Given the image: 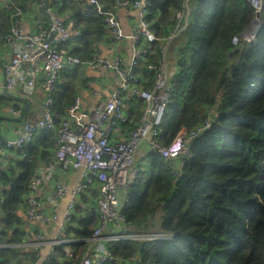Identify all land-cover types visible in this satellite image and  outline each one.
Returning <instances> with one entry per match:
<instances>
[{
  "label": "trees",
  "instance_id": "16d2710c",
  "mask_svg": "<svg viewBox=\"0 0 264 264\" xmlns=\"http://www.w3.org/2000/svg\"><path fill=\"white\" fill-rule=\"evenodd\" d=\"M18 1L25 12L32 8L28 1ZM101 1L104 9L117 5V0ZM53 8L74 19L81 31L66 48L90 60L95 43L109 34L103 15L89 0H55ZM149 9L156 39L147 43L145 58L135 66L138 87L154 89L157 71L151 65L164 63L168 42L179 68L172 76L158 141L169 145L180 131L207 121L211 127L192 142L183 167L149 152L150 165L140 167L123 209L128 227L140 238L109 247L128 264H264V8L253 40L243 36L256 18L249 0H149ZM11 15L0 0V46L11 30ZM44 21L49 24V17ZM82 74L67 68L49 94L57 125L79 94ZM128 102L122 123H131L132 131L145 102L133 95ZM11 103L12 98L0 94V114ZM56 136L54 130L40 131L32 142L14 149L16 166L0 169V264H36L40 257L38 251L3 244L23 242L19 211L34 192L31 182L40 164L54 157ZM83 210L77 206L69 231L79 240L59 246L48 264H75L86 253L97 218ZM153 232L170 233L172 239L142 237Z\"/></svg>",
  "mask_w": 264,
  "mask_h": 264
},
{
  "label": "built area",
  "instance_id": "2783aa9c",
  "mask_svg": "<svg viewBox=\"0 0 264 264\" xmlns=\"http://www.w3.org/2000/svg\"><path fill=\"white\" fill-rule=\"evenodd\" d=\"M26 1L36 11L43 10L47 5L43 10V16L49 17L50 23L46 24L44 20H40L35 30L27 33L23 24L26 12L19 1L3 0L4 7L12 11V26L5 35L2 46L5 50L12 51V54L8 60L0 61V94L8 96L7 93H10L14 96H8L12 98V103L8 106L12 117L18 118L25 111V102L19 98H28L35 92L38 80L34 69L36 65H40L42 69V86L48 95L55 90L61 73L76 66L112 70L120 76L121 81L110 98L101 101L91 112L83 108L82 96L76 95L59 125L54 119V100L50 95L47 96L39 118L18 124L12 137L0 136V162L6 150L22 148L32 142L40 131H56L55 156L35 175L31 182L34 192L28 195L25 201L27 216L30 219L43 224L53 223L56 226L55 236L51 240L44 234L37 235V242L48 248L42 264L49 263L59 246L79 240L72 237L69 231L74 225L76 208L81 202L82 195L91 189L97 191V197L93 204L85 209V213L95 215L97 224L89 238L86 253L75 264H102L107 260L128 264L124 258L116 257L112 253L109 244L129 238H140L131 232L123 212L129 200V190L140 172L135 163L138 150L142 145H147L149 152L159 153L171 166L183 167L191 156L192 142L210 128L211 123L207 121L190 131H180L169 145H163L158 141L159 128L171 101L174 79L167 73L164 62L160 65H151L157 71L153 90L142 89L137 85L135 66L138 61L145 58L147 43L156 39L147 19L150 14L149 0H128L123 5L117 0V5L109 9H104L101 0H89L94 9L103 15L106 29L116 47L121 46L126 38L116 9L118 6L130 5L139 10L138 27L131 37L135 51L129 67L124 65V58L120 54L109 59L95 53L90 60L84 61L70 53L66 45L75 43L81 35L75 20L58 14L53 8L55 0ZM249 1L256 14L263 11L264 0ZM88 14L89 12H86V15ZM182 16L183 14H178V17ZM245 38L251 40L248 36ZM19 84L22 85V95L17 97L14 91ZM127 93L143 99L145 107L138 126L126 139L115 140L114 132L120 123L126 121L124 107ZM5 167L6 165L0 164V169H7ZM56 169L82 171L81 179L72 191V197L62 216L55 210L62 197L67 194V187L64 184L59 182L50 193L52 211H46L42 207L37 193L38 189L47 183L49 173ZM28 237L26 233L24 240L26 241ZM142 237L151 240L172 239L170 233L163 232L148 233ZM38 252L41 255V252ZM69 257H74L71 249Z\"/></svg>",
  "mask_w": 264,
  "mask_h": 264
},
{
  "label": "crops",
  "instance_id": "0c3cea01",
  "mask_svg": "<svg viewBox=\"0 0 264 264\" xmlns=\"http://www.w3.org/2000/svg\"><path fill=\"white\" fill-rule=\"evenodd\" d=\"M1 2L3 3V0H1ZM43 12H44L43 10L36 11L33 8H31L26 12V19L23 24L27 33H31L35 30V26L37 22H39L40 20H45V16H43L44 15ZM116 13L122 25L124 33L126 35V38L124 39L122 45L116 47V45L111 39V35L108 34L107 36H104L100 41L95 43L94 49L95 52L100 57L103 58L112 59L117 54L122 55L124 58L123 59L124 65L126 67H129L135 51L134 41L132 40L131 37L134 34L136 28L138 27L139 10L130 5L118 6V8L116 9ZM167 44L168 45L166 47L164 54L165 56L164 62L167 66V73L172 77L179 68L177 66V60L174 51H172L170 42H168ZM11 54L12 51H9L8 49L5 50L2 45L0 46V61L8 60L11 57ZM34 69L38 77L37 87L35 89V92L30 97H28L31 101V105L28 111L26 112V117L21 121H16L12 119L14 117L10 115L8 111V107H6L3 110V112L0 114V116L3 117L0 121L1 135H7L9 137H12L14 135V129L18 124H21L22 122L27 120L37 119L41 116L42 108L44 104V98H45V91L42 86L43 72L40 65H36ZM72 69L74 70L79 69V71L83 72L81 76L82 84L78 88V92L82 96L83 108L88 112L93 111L101 101L109 99L121 81V78L117 73L108 69L94 70L91 67H85V66H76L73 67ZM21 87L22 85L19 84L18 87L15 89L14 91L15 96L19 97L22 95ZM130 96H132L131 93H128L125 98L126 103L124 109L126 116L128 115L127 107H129L128 100L130 99ZM26 104L27 103L25 102V106ZM130 124L131 123L129 122L122 124L120 123L119 128L113 134V138L115 140L126 139L131 131ZM148 155H149L148 146L142 145V147L138 150L136 154L135 163L137 167L139 168L148 167L150 165V159ZM54 156H55V151H54ZM18 160L19 157L15 155L14 149H8L3 153L0 164L6 165L5 168L9 169L12 166H16ZM46 164L45 163L40 164L38 170H40V168ZM81 175H82L81 170L64 171L61 169H56L50 172L48 175L47 183L41 189H38L39 191H37L42 202V207L46 211H52L53 207L50 200V193L52 189L56 187V185L60 182L67 187V194L64 197H62L55 212L59 216H62L65 210L67 209V206L71 199L72 191L75 189L79 180L81 179ZM96 197H97V191L95 189H91L87 193H84V195H82L80 204L84 208L83 210L84 214H86L85 209L93 204V200L96 199ZM19 214L23 221L21 227L22 229L25 230L26 233H28L29 237L26 241L24 240L23 237V242L14 243V244L6 243L3 244V246L4 247L16 246L25 252L40 251L41 255L38 261L36 262V264H39L43 256L47 254L48 248L44 244L37 242V235L38 233L44 234L48 240H51L55 236L56 226L53 223L43 224L30 219L27 216L26 203L22 207V209H20ZM86 216L88 215L86 214Z\"/></svg>",
  "mask_w": 264,
  "mask_h": 264
},
{
  "label": "water",
  "instance_id": "95a60500",
  "mask_svg": "<svg viewBox=\"0 0 264 264\" xmlns=\"http://www.w3.org/2000/svg\"><path fill=\"white\" fill-rule=\"evenodd\" d=\"M122 5L126 2V1H128V0H118ZM47 7V5L46 6H44L43 7V10L45 9ZM254 22H257V24H258V28L260 27V25H261V12H257V14H256V19H254L253 21H252V23L248 26V28L244 31V36L245 37H247V36H249V34L251 33V31H252V27H253V24H254ZM258 30V29H257ZM257 32V31H256ZM253 35V34H252ZM255 34L253 35V38H255ZM8 94V96H10V97H14L12 94H10V93H7ZM16 98V97H15ZM20 100H22V101H24V102H26L27 104H26V107H25V111H24V113L20 116V117H18V118H12V119H14V120H16V121H21V120H23L25 117H26V112L28 111V109H29V107H30V105H31V101H30V99L29 98H19ZM3 117L2 116H0V121H1V119H2ZM0 136H1V133H0ZM71 197H72V194H71ZM47 250V249H46ZM44 262V258H42L41 259V262L39 263V264H42Z\"/></svg>",
  "mask_w": 264,
  "mask_h": 264
},
{
  "label": "bare ground",
  "instance_id": "6f19581e",
  "mask_svg": "<svg viewBox=\"0 0 264 264\" xmlns=\"http://www.w3.org/2000/svg\"><path fill=\"white\" fill-rule=\"evenodd\" d=\"M252 28H253V29H252L251 33L249 34V36H248L249 38H250V36L253 37V35L256 33V31H257V29H258V24H257V22H254ZM252 34H253V35H252Z\"/></svg>",
  "mask_w": 264,
  "mask_h": 264
},
{
  "label": "rangeland",
  "instance_id": "374dc122",
  "mask_svg": "<svg viewBox=\"0 0 264 264\" xmlns=\"http://www.w3.org/2000/svg\"><path fill=\"white\" fill-rule=\"evenodd\" d=\"M250 39L253 40L254 38L252 36H250ZM139 236V235H138ZM140 237V236H139Z\"/></svg>",
  "mask_w": 264,
  "mask_h": 264
}]
</instances>
